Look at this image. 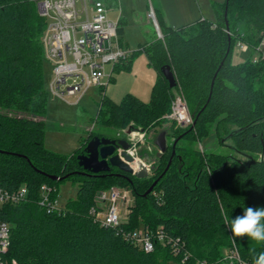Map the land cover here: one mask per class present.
<instances>
[{
    "label": "trees",
    "instance_id": "1",
    "mask_svg": "<svg viewBox=\"0 0 264 264\" xmlns=\"http://www.w3.org/2000/svg\"><path fill=\"white\" fill-rule=\"evenodd\" d=\"M212 10L214 22L200 18L177 28L166 25L156 10L161 37L143 32L146 41L139 50L112 68L114 73L128 70L142 52L157 74L149 102L126 94L114 103L103 96L91 122L106 132L92 130L71 154H62L43 145L45 20L38 15L36 0H0V188L9 192L27 188L25 202L0 208V220L10 227L7 264H193L198 259L223 264L222 254L208 244L213 232L234 237L222 212L234 219L246 207H264V54L256 62L252 57L264 36V0H225L213 3ZM116 23L121 37L126 20L119 17ZM240 25L246 29L244 38ZM236 43L250 51L239 64L231 62ZM165 66L174 75V88L160 72ZM175 93L192 109L195 124L177 134L164 154H148L152 168L146 178L114 168L93 175L78 166L76 157L94 136L125 139L109 132L130 122L142 132L161 129ZM229 124L236 128L226 136L247 162L213 155L211 164L203 166L193 145L211 132L222 141L223 128ZM161 130L167 137L169 129ZM155 176L159 179L149 194L137 192ZM64 181L77 184L75 197L58 209L41 208L40 187L50 188V200H55L57 186ZM113 186L127 187L135 201L126 222L106 228L90 211L98 209L95 195ZM139 227L151 228L153 234L161 228L166 238L177 241L178 252L166 240L154 241L150 252L124 240L121 232ZM202 236L207 241L201 248L197 244L205 253L195 254L191 238ZM238 251L242 260L253 263L264 252V243Z\"/></svg>",
    "mask_w": 264,
    "mask_h": 264
},
{
    "label": "rangeland",
    "instance_id": "2",
    "mask_svg": "<svg viewBox=\"0 0 264 264\" xmlns=\"http://www.w3.org/2000/svg\"><path fill=\"white\" fill-rule=\"evenodd\" d=\"M198 1H200V5L205 14V16L203 15L202 17L204 19H207L206 16L208 15V12L210 11V13H212L211 4L223 3L225 0H221V2H218V0ZM165 3L170 16L173 17V20H170L171 23L175 25L173 27L184 25V23L176 24L177 22L181 21L177 16L178 10L171 9V7L175 6L176 0H165ZM204 3L207 6H205ZM147 5L151 7L146 11ZM154 5V0H119V2L116 1L109 6L107 12V18L109 21L115 23L119 16H123L127 20V25L124 29V34L122 36L121 42L124 46H126V49L129 53L137 52L139 50L138 45L143 44L146 41V38L143 36V29L146 28L150 33H154V36H156V38L161 37V35L160 37L158 36V32L153 24V20L149 17V13L150 11H152L155 18L157 9ZM195 5L196 4L194 2V6ZM118 7L120 8V11L118 10ZM195 9L197 11V6L195 7ZM140 17H142L143 19H141ZM142 20H144V24L141 23ZM245 33V27L240 25V37L244 38ZM238 44L239 43H236L231 51V62L233 64L242 63L250 54V51L248 49L246 51H243ZM254 56L255 53H253L252 57L254 58ZM52 69L53 65L51 63L47 61L43 62L42 85L43 89L47 93L46 113L44 115L46 131L44 133L43 145L46 149L52 152L62 154H71L77 148L79 140L81 138L83 139L87 137L88 132L92 130H101L100 127L96 126L91 121L96 117L98 106L103 96L114 103H119L126 94H130L139 98L141 101L148 103L150 99L151 89L156 81L157 76L156 71L148 65L145 55L142 52H138L134 56L128 70L114 73L112 72V64H106L104 65L103 69L105 77L100 81V86H93L88 88L86 92L80 97L66 96L64 99H59L49 91V85L52 79ZM177 95L179 94L175 93L173 98ZM181 97L183 98V96ZM172 99L170 100V103ZM183 100L185 101L184 98ZM187 109L191 116L192 109H190L188 105ZM166 119L167 122L161 124L160 128L169 129L168 136L166 137V144L170 146L177 134L183 133L189 126L192 125V122L189 126L184 127L178 125L168 117ZM132 125L133 122H130L125 126V128L117 131L112 130L111 132H109V134L114 135L115 132L118 134L120 133L121 135H124L127 141L131 140L132 143H137L135 149L140 157L146 158L148 157V154L150 152H153L155 155H159L160 153L152 144V141L161 129H159V127H155L140 133V128L136 126L132 128V133L136 134L127 136L125 132L128 127ZM235 128L236 127L234 125H226L225 128H223L222 141H219L215 137V134L211 132L201 141L195 142L193 146L202 158L203 166H208V164H211L210 161L213 155L223 157L227 160L235 159L243 163L247 162L246 155L235 152L232 148V140L226 136L227 131H231ZM101 131L106 132L105 128H102ZM262 158L264 160V156ZM158 179L159 177H153L148 187L144 189H137V192L140 194L143 193V195H145L146 191L153 185V183H155L153 187L156 186ZM113 187L120 188L131 194L130 190L127 187ZM76 192L77 184H74L71 181H64L59 183L57 186V194L55 197L56 207H63L68 199H73L75 197ZM134 201L135 198L131 194V200L128 203L120 205L123 208L127 207L130 212L132 207L134 206ZM141 228L142 227H139V229ZM150 231L153 232L151 228ZM205 238L206 237L202 236L197 238L195 241H193V238H191L195 254L202 255L203 253H205V251L199 249L198 247V244H201V248L202 244L207 241ZM208 240L209 248H215L219 250L221 254H223L228 245L230 246L231 244H234L237 247H255L259 244L246 236L240 238L232 237L228 239L217 232L211 233Z\"/></svg>",
    "mask_w": 264,
    "mask_h": 264
},
{
    "label": "built area",
    "instance_id": "3",
    "mask_svg": "<svg viewBox=\"0 0 264 264\" xmlns=\"http://www.w3.org/2000/svg\"><path fill=\"white\" fill-rule=\"evenodd\" d=\"M37 12L45 20V29L41 42L44 59L53 65L52 79L49 85L51 94L59 99L66 96H82L93 86H100L105 77L104 65L112 64V68L126 59L130 53L122 47L117 35V23L107 18L108 8L101 0H36ZM149 17L154 19L152 11ZM160 37V35L158 34ZM246 51L247 47L238 44ZM264 54V36L255 48L253 62ZM170 118L180 126H189L192 122L187 105L180 95L170 103ZM132 134L136 133H131ZM131 148L128 153L137 159L136 144L128 141ZM138 160V159H137ZM50 188L40 187L38 205L41 208L58 209L56 201L50 200ZM27 188L22 186L14 191L0 188V208L5 204L25 202ZM131 194L117 187L98 192L94 197L97 210L90 214L102 227L117 228L126 222L129 210L120 204L128 203ZM127 242L144 252H150L154 241L170 244L177 253V241L166 238L162 229L155 234L148 229L121 232ZM166 238V239H165ZM10 246L9 224L0 220V264H7L5 256ZM188 257L185 255L183 261ZM182 261V262H183ZM223 264H253L240 258L238 247L231 244L221 255ZM193 264H210L206 259L195 260Z\"/></svg>",
    "mask_w": 264,
    "mask_h": 264
},
{
    "label": "water",
    "instance_id": "4",
    "mask_svg": "<svg viewBox=\"0 0 264 264\" xmlns=\"http://www.w3.org/2000/svg\"><path fill=\"white\" fill-rule=\"evenodd\" d=\"M153 24L160 35L155 18L153 19ZM160 72L167 81L168 87L174 88L176 81L170 67H162ZM194 124L195 120L193 121L192 126ZM132 132L133 130L130 126L126 130L125 134L130 136ZM141 132L142 131H140V133ZM153 145L160 154H164L166 152L167 144L165 130L159 131L153 138ZM130 148L131 144L126 139H109L94 136L88 140L83 152L76 157L78 166L81 167L84 172L93 175L108 173L112 168H114L121 171L123 174L132 176L136 179L146 178L152 168V161H150L148 157H140L138 154L136 156L138 160L135 159L128 153ZM51 179L55 181L60 180V178L57 177H51ZM154 184L155 183H153V185ZM153 185L148 188L145 195L151 192Z\"/></svg>",
    "mask_w": 264,
    "mask_h": 264
},
{
    "label": "clouds",
    "instance_id": "5",
    "mask_svg": "<svg viewBox=\"0 0 264 264\" xmlns=\"http://www.w3.org/2000/svg\"><path fill=\"white\" fill-rule=\"evenodd\" d=\"M222 214L234 237L246 236L257 243H264V207H246L243 214L234 219H230L227 213ZM253 264H264V252L254 257Z\"/></svg>",
    "mask_w": 264,
    "mask_h": 264
},
{
    "label": "crops",
    "instance_id": "6",
    "mask_svg": "<svg viewBox=\"0 0 264 264\" xmlns=\"http://www.w3.org/2000/svg\"><path fill=\"white\" fill-rule=\"evenodd\" d=\"M116 1L119 2V0H108V2H106L105 4H106L107 8H109V6L112 5V3L116 2ZM194 2L196 4L195 6H194ZM218 2H221V0H218ZM154 3H155L154 6L156 7L157 11L161 12L162 18H163L164 22L166 23V25H168L172 28H177V27H173L175 25H173L170 21L171 19L173 20V17H171L169 14V11L166 7L165 0H154ZM200 4L201 3L198 0H195V1L194 0H176L175 6L171 7V9L178 10V14L177 13L176 14H177L178 18L181 20L180 22H177L176 24L184 23V25H185V24L192 23V22H194L200 18H203L202 16L203 15L205 16V14H204L203 9H202ZM212 4H211V9H212ZM217 4H221V3H217ZM204 5L207 6L205 3H204ZM196 6H197V11L195 9ZM150 7L147 5L146 11ZM118 10L120 11L119 7H118ZM143 15H142V17H143ZM119 17H123V16H119ZM142 17H140V18L143 19ZM123 18H125V17H123ZM206 18L208 19V21L214 22L213 10H212V13H210V11L208 12V15L206 16ZM125 20H126V18H125ZM116 22H117V20H116ZM126 23H127V20H126ZM141 23L144 24V20H142ZM143 31L149 32L146 28L143 29ZM123 34H124V30H123ZM122 36L118 37V39L120 41L121 46L126 48V46H124L123 43L121 42Z\"/></svg>",
    "mask_w": 264,
    "mask_h": 264
},
{
    "label": "bare ground",
    "instance_id": "7",
    "mask_svg": "<svg viewBox=\"0 0 264 264\" xmlns=\"http://www.w3.org/2000/svg\"><path fill=\"white\" fill-rule=\"evenodd\" d=\"M136 164V163H135ZM134 166H136V165H134Z\"/></svg>",
    "mask_w": 264,
    "mask_h": 264
}]
</instances>
